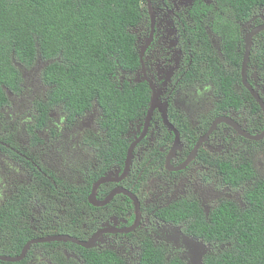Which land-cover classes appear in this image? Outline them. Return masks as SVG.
<instances>
[{"label": "flooded vegetation", "instance_id": "1", "mask_svg": "<svg viewBox=\"0 0 264 264\" xmlns=\"http://www.w3.org/2000/svg\"><path fill=\"white\" fill-rule=\"evenodd\" d=\"M225 3L139 0L138 65L112 79L147 96L113 128L95 101L78 113L53 103L46 62L11 57L14 89L0 81V258L27 244L23 264H87L89 254L140 264L148 247L165 264L203 263L223 250L197 232L213 230L219 207L246 208L264 182V6L239 16ZM7 212L18 230L5 228ZM56 237L88 246L44 240Z\"/></svg>", "mask_w": 264, "mask_h": 264}, {"label": "trees", "instance_id": "2", "mask_svg": "<svg viewBox=\"0 0 264 264\" xmlns=\"http://www.w3.org/2000/svg\"><path fill=\"white\" fill-rule=\"evenodd\" d=\"M225 4V10L240 16L252 6H264V0H226ZM138 6L139 0H0V81L5 77V86L14 89L18 69L11 57L25 67L41 59L47 63L42 75L53 86V103L78 113L95 101L104 109L109 128L115 120L125 124L134 101L147 96L144 85L130 88L112 79L116 67L138 65L130 34ZM236 38V33L227 35L226 46L231 48ZM246 198V208L219 207L213 230L197 232L205 240L224 243L223 250L206 256L203 264H264V182L253 186ZM7 214L5 228L13 224L18 230L13 213ZM44 216L42 212L34 218ZM88 256L87 264L113 261L109 256ZM140 264L165 263L148 247Z\"/></svg>", "mask_w": 264, "mask_h": 264}, {"label": "water", "instance_id": "3", "mask_svg": "<svg viewBox=\"0 0 264 264\" xmlns=\"http://www.w3.org/2000/svg\"><path fill=\"white\" fill-rule=\"evenodd\" d=\"M248 53H249L248 46H246V50H245V53H244L245 56H244V59L242 61V69L245 68ZM244 136L249 137L248 135H244ZM249 138H253L254 140H257V139L261 138V135H259L257 137H249ZM44 240H46V241H48V240H66V241H71V242L79 245L80 247H84L85 248V247L88 246V245H86V243L81 242V241H77V240L72 239L70 237L46 238ZM27 247H28V244L22 249L21 254L19 256L15 257V258L5 257V258H0V260H4L5 262H10V263L18 262L24 257L25 250L27 249ZM204 250H206V247H203L201 251H204ZM201 255L202 254L197 255L195 258H193L189 262H187V264H203L202 263V259H201Z\"/></svg>", "mask_w": 264, "mask_h": 264}, {"label": "clouds", "instance_id": "4", "mask_svg": "<svg viewBox=\"0 0 264 264\" xmlns=\"http://www.w3.org/2000/svg\"><path fill=\"white\" fill-rule=\"evenodd\" d=\"M19 72V71H18Z\"/></svg>", "mask_w": 264, "mask_h": 264}]
</instances>
